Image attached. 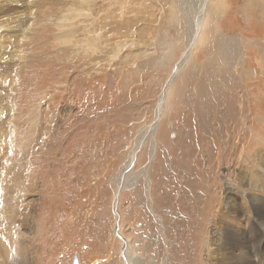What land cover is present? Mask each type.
<instances>
[{
  "label": "rangeland",
  "instance_id": "374dc122",
  "mask_svg": "<svg viewBox=\"0 0 264 264\" xmlns=\"http://www.w3.org/2000/svg\"><path fill=\"white\" fill-rule=\"evenodd\" d=\"M12 1L0 0V47L19 61L0 66V228L27 237L35 215L38 264H124L118 231L134 263L207 264L222 176L264 148V0L211 2L217 13L167 90L119 218L123 168L156 120L201 0ZM14 19L7 34L18 37L1 38Z\"/></svg>",
  "mask_w": 264,
  "mask_h": 264
},
{
  "label": "bare ground",
  "instance_id": "6f19581e",
  "mask_svg": "<svg viewBox=\"0 0 264 264\" xmlns=\"http://www.w3.org/2000/svg\"><path fill=\"white\" fill-rule=\"evenodd\" d=\"M211 2H213V0H201L200 6L197 8V11H195L193 16H191V20H193V28L191 30V35H190V40H189L187 51H185L183 57L181 58L177 67L175 68V71H174V74L171 80H169L165 86V90L162 93L161 98H160V106H159L154 124L152 126L146 127L142 131L136 143V147L131 154L129 163L126 165L125 168H123L122 177L119 182V187L122 190L125 188L127 184H129L128 182L129 180H127V178L129 177L128 179H130V174L133 168L137 164V157L140 154L141 150L144 148V146L148 144L149 140L151 138L153 139L156 135L159 123L165 111V103L167 100V90L173 83V80L182 72L183 68L191 60L194 49L198 45V41L201 35V30H202L206 17L208 16V14L212 16L213 14L217 13L216 12L218 9L217 4L212 7ZM6 5L4 4V6ZM3 19L4 18H2L1 23ZM12 24L13 25L15 24V25L13 27L7 26L9 29H5L1 27V30L6 32L5 34L1 35L2 36L1 38H3V36H11L13 37V40H14L15 37H18V35L16 36V34H10V35L7 34L13 31L14 32L17 31L16 27L20 23L17 20L16 23L12 22ZM21 27H23V25ZM20 37H23V36L20 35ZM7 40L8 41L11 40L10 37H8ZM16 40L17 39H15L14 42H16ZM9 48L10 47L8 46H6L5 48L0 47V66L5 60L9 59L11 60V62L9 61H8L9 63L7 62V66L9 64L8 70L12 69L13 71H15V68L19 67L18 56L12 57L13 51L8 50ZM15 48L17 49V47ZM235 49H237V47ZM4 51H5V54L3 55L1 52H4ZM21 52L23 51L21 50ZM22 59H20V61H22ZM0 78L2 79L1 76ZM6 79H7L6 77L3 78L1 80L2 82L0 83L6 84ZM212 123H213V118H212ZM218 130H221V129H218ZM263 149L264 148L261 147L253 155L247 157V159H244L241 167L237 169L236 174H234L233 178L229 177L228 173L222 176V180L224 181L225 196L223 200L219 198L220 201L218 202L217 205H215L216 210L215 212L211 214V217L213 216V227H212V230L210 231V236L206 239L207 244L209 243L208 245L209 259L207 258L208 259L207 264H263L264 263V185H262V183H264L263 172L261 171L262 178H259L260 179L259 182H257L252 177L254 168L263 169L264 171V150ZM259 183L261 184V186H259ZM221 188L222 186L220 187V189ZM120 189L118 191V195L116 197V202H115V213L117 216L120 215L119 209H118L119 208L118 207L119 197H120V194L122 193ZM35 221H36L35 215H33L28 220H26L25 225L27 224L30 229L29 231H27V237H26V234L23 233L22 231L13 230L14 236L12 238H9L7 235V232H8L7 228H4L3 226H1L0 238L4 237L5 240H8L10 242H6V244L4 245L0 243V264H3V261H5L6 264H12V263L14 264H38L39 249L37 248L36 244L33 241V238L36 235L35 230L33 229ZM119 227L120 226L118 222V228ZM117 235L124 242V249H123L124 264H143V263L146 264V262L140 263L142 261L139 258H138L139 261L134 263V261H137V260L134 258L135 256H132L129 253V250H130L129 244L119 234V231ZM8 257H13L14 260L7 259ZM259 259L262 260V263L259 261ZM148 263L151 264L150 262ZM152 264H154V262H152Z\"/></svg>",
  "mask_w": 264,
  "mask_h": 264
},
{
  "label": "water",
  "instance_id": "95a60500",
  "mask_svg": "<svg viewBox=\"0 0 264 264\" xmlns=\"http://www.w3.org/2000/svg\"><path fill=\"white\" fill-rule=\"evenodd\" d=\"M120 191L122 192V189H120ZM118 218H119V215H118ZM73 264H81V261L80 259H74V263Z\"/></svg>",
  "mask_w": 264,
  "mask_h": 264
}]
</instances>
